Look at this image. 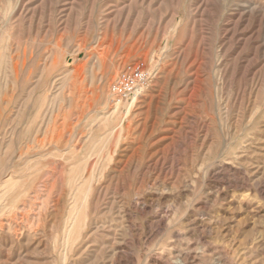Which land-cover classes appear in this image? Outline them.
Returning <instances> with one entry per match:
<instances>
[{
	"label": "rangeland",
	"instance_id": "obj_1",
	"mask_svg": "<svg viewBox=\"0 0 264 264\" xmlns=\"http://www.w3.org/2000/svg\"><path fill=\"white\" fill-rule=\"evenodd\" d=\"M0 264H264V0H0Z\"/></svg>",
	"mask_w": 264,
	"mask_h": 264
},
{
	"label": "built area",
	"instance_id": "obj_2",
	"mask_svg": "<svg viewBox=\"0 0 264 264\" xmlns=\"http://www.w3.org/2000/svg\"><path fill=\"white\" fill-rule=\"evenodd\" d=\"M144 73L141 68L130 69L115 83L112 88L114 95L122 98H130L142 88Z\"/></svg>",
	"mask_w": 264,
	"mask_h": 264
},
{
	"label": "bare ground",
	"instance_id": "obj_3",
	"mask_svg": "<svg viewBox=\"0 0 264 264\" xmlns=\"http://www.w3.org/2000/svg\"><path fill=\"white\" fill-rule=\"evenodd\" d=\"M152 17H153V15H152ZM154 17H155V15H154ZM75 82H76V81H75ZM69 86H70V84H69ZM138 95H139V94H138ZM135 97H137V96H135ZM134 101H135V100H134ZM90 173L92 174V172H90ZM88 175H89L88 177L91 176L90 174H88ZM91 177H92V176H91ZM69 179H70V178H69ZM90 180H91V179H90ZM68 182H69V181H68ZM84 183L87 184L86 182H84ZM68 191H69V190H68ZM69 192H70V191H69ZM21 194H22V193H21ZM19 196H20V195H18L17 197H19ZM15 197H16V195H15ZM17 197H16V198H17ZM12 199H14V197H12ZM12 199H11V201H12ZM24 199H25V197H24ZM14 200H15V199H14ZM14 200H13L12 202H15ZM17 200H18V198H17ZM13 205H14V203H13ZM76 211H77V210H76ZM77 213H78V212H77ZM76 216H77V215H74V217H76ZM74 217H73V218H74ZM85 222H86V221H85ZM81 223H82V222H81ZM70 224H71V223H70ZM72 224H73V223H72ZM83 224H84V223H83ZM83 224H82V225H83ZM82 225H81V226H82ZM81 226H80V227H81ZM70 227H71V226H70ZM96 227H97V226H96ZM69 229H70V228H69ZM69 229H68V230H69ZM95 230H96V229H95ZM95 230H94V231H95ZM69 231H70V230H69ZM69 231H68L67 233H69ZM93 234H94V233H93ZM93 234L90 233L91 236H92ZM84 238H85V237H84Z\"/></svg>",
	"mask_w": 264,
	"mask_h": 264
}]
</instances>
